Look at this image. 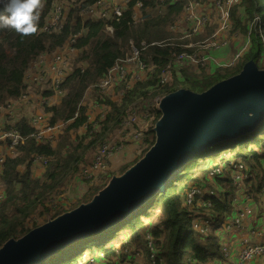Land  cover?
Instances as JSON below:
<instances>
[{
	"label": "trees",
	"instance_id": "obj_1",
	"mask_svg": "<svg viewBox=\"0 0 264 264\" xmlns=\"http://www.w3.org/2000/svg\"><path fill=\"white\" fill-rule=\"evenodd\" d=\"M54 1L44 0L36 34L22 36L14 30L0 28V105L33 92L45 100L41 108L22 107L14 120L5 125V129L17 131L25 141L14 156L6 155L1 165L0 248L8 240L19 239L47 221L88 203L113 176L122 175L143 157L155 141L152 128L134 158L108 172L98 185L72 186L68 195L57 199L116 133L129 105L145 104L178 89L202 93L238 74L248 61L257 64L264 57V0H240L231 6L228 20L231 35L249 38L250 48L240 61L210 73L205 68L175 67L170 83L159 91V76L172 56L200 52L201 45L214 39L215 25L207 23L196 35L188 32L187 25L184 30L174 31L173 26L181 23L184 16L185 0H129L122 17L102 18L96 13L87 17L81 27L82 7L70 0L61 29L46 33L43 27L49 21ZM93 1L88 0L84 5ZM197 1L205 15L215 6V0ZM137 4L141 5L139 9ZM0 12H3L2 5ZM216 15L214 11L210 17ZM256 27L261 30L260 35ZM75 35L78 36L74 51L68 56L61 85L64 96L49 107L47 101L52 98V92L46 84L33 80L31 62L40 54L57 53ZM142 43L145 46L140 60L146 66L144 71L132 67V80L127 71L126 78L118 80L109 93L91 90L85 96L90 86L104 77L106 70L125 57L130 46L140 47ZM134 74H139V80L133 79ZM130 83L131 88L126 89ZM122 91L123 95L119 96ZM97 104L101 108L97 109ZM37 110L44 115V127L56 128L55 142L30 138L34 131L31 118ZM93 111L96 117L84 129L88 113ZM99 111L103 112V118ZM35 157L48 159V163L33 164ZM230 161L248 168L253 177L244 180L246 194L256 200L264 181V122L254 133L219 143L196 156L181 169L164 193L146 203L130 221L74 242L39 264H80L82 257L85 264L90 260L94 264H116L117 255L112 247L122 248L125 244L129 252L124 257L130 258L129 264H210L220 259L219 230L226 214L231 212L239 188L232 182V169L210 182L207 174ZM208 184L214 191L211 196L205 193L191 206L181 205L190 187ZM199 217L212 219L210 233L193 231V220ZM147 235L153 240L155 258H151L152 252L146 247Z\"/></svg>",
	"mask_w": 264,
	"mask_h": 264
},
{
	"label": "built area",
	"instance_id": "obj_2",
	"mask_svg": "<svg viewBox=\"0 0 264 264\" xmlns=\"http://www.w3.org/2000/svg\"><path fill=\"white\" fill-rule=\"evenodd\" d=\"M70 0H55L50 14L48 23L43 27V31L48 33L54 30H59L62 27V18L67 10V6ZM77 4L78 0H72ZM186 5L184 8V16L181 23L188 26V32L196 35L201 32L207 25L210 15L203 14L201 9L202 5L197 0H185ZM240 2V0H215V6L213 9L217 11L218 17L221 21L219 31L227 32L230 29L229 15L230 8L233 4ZM129 3V0H94V7L98 8L102 12L103 18L114 17L120 18ZM140 4L136 5V8H140ZM88 17V13L84 9H80L79 19L81 27L85 19ZM179 24H175L174 30L179 29ZM79 35V34H78ZM71 37L65 45L55 54L49 56L40 54L36 56L31 62L32 74L34 81L44 83L47 87H50L52 92V98L47 101L48 106H53L60 102L64 96V91L61 89V85L64 81L66 69L68 66V56L72 53L73 45L77 36ZM227 42H223L219 45L217 42L211 45H201L200 52H181L174 54L172 59L167 63L159 76L158 90L167 86L171 81L172 69L180 66H188L193 68H205L207 64V57L210 51H220L223 47L227 46ZM145 44L142 43L140 47L130 46V49L125 54V57L117 61L112 68L106 70L105 75L100 80L96 81L87 90H95L100 94H106L112 91L113 85L118 81L126 78L127 70L130 67H136L140 71L146 69L145 64L140 60V54ZM246 48H242L241 52H245ZM230 65L226 66L229 67ZM139 74L134 76V80H139ZM131 88V85H127L126 89ZM86 92V93H87ZM152 93L148 94L149 96ZM123 95V93H121ZM85 98V97H84ZM83 98V99H84ZM162 97H154L148 104L132 103L124 111V115L121 119L116 133L110 140H107L99 149L97 154L92 160V163L84 168L77 176H75L69 183L66 192L59 198H63L71 191L72 184L75 179H79L83 182H90V186L98 185L108 174L109 165L108 161L111 156L121 149V142L128 137L131 131L137 126L143 124L146 127L144 134L137 132L133 138L144 139L146 133L150 128H154L156 121L159 119L160 113L158 110V104ZM140 101V100H138ZM35 104L37 108H41L45 104L44 99H37L35 94H22L13 101L8 102L2 108L0 105V165L5 160V154L14 156L17 152V148L25 141L17 131L11 129H5V125L10 123L16 112L22 109V107ZM96 108H101L100 104L96 105ZM94 115V116H93ZM77 117V114H75ZM96 113H88L87 122L84 129L94 121ZM104 114L100 115L103 118ZM44 115L40 110L31 118V124L34 131L30 135L35 141H53L55 142L56 128L44 127L42 121ZM143 137V138H142ZM150 138V136H149ZM48 159L43 157H35L33 164L46 165ZM232 169V170H231ZM231 170V179L234 185L240 190L239 196H235L232 201V209L230 213H227V217L224 218L220 234V259L210 264H264V181L262 182L261 190L258 194V198L254 200L250 195L246 194L244 190V180L251 179L253 176L247 170V167L241 163L228 162L223 166L214 167L211 169L207 178L209 182L218 176H223L225 172ZM264 180V178H263ZM208 193L211 196L214 191L209 189L207 185L205 187H190L187 191L183 204L185 206H191L203 194ZM3 199L0 194V201ZM259 205L263 207V216L257 217V212L260 211ZM212 228V219L199 217L198 221L193 222L192 229L196 233L206 235ZM146 247L152 252L151 258H155L153 240L151 236H146ZM117 255L116 264H129L130 258L124 257V254L129 252V247L125 244L122 248L119 246H113ZM99 257L102 258L101 254ZM80 264H85L84 257L81 258ZM88 264H94L92 260Z\"/></svg>",
	"mask_w": 264,
	"mask_h": 264
},
{
	"label": "water",
	"instance_id": "obj_3",
	"mask_svg": "<svg viewBox=\"0 0 264 264\" xmlns=\"http://www.w3.org/2000/svg\"><path fill=\"white\" fill-rule=\"evenodd\" d=\"M158 110L155 141L140 160L88 203L5 242L0 264H39L74 242L130 221L196 156L254 133L264 122V69L248 61L238 74L202 93L178 89L165 95Z\"/></svg>",
	"mask_w": 264,
	"mask_h": 264
},
{
	"label": "rangeland",
	"instance_id": "obj_4",
	"mask_svg": "<svg viewBox=\"0 0 264 264\" xmlns=\"http://www.w3.org/2000/svg\"><path fill=\"white\" fill-rule=\"evenodd\" d=\"M87 1L88 0H78V2H76V3H77V5H80V7H82L81 9H84L88 13V17H91L94 14L99 13L101 15V17L103 18L104 16H102L101 10L96 8V7H94L93 2L84 5ZM214 11L215 10L213 8H209L208 9V15L212 14ZM209 23L215 25L216 26V30H215L214 35H213L214 39L211 42H209L207 45H211V44H213L215 42H217L219 45H221L223 42H227L229 44V46H230V50L227 53H223L222 52L224 50L223 49L222 51H220L222 53H219L218 51H210L208 54H206L207 64H206L205 69L207 70V72L210 73L214 69L219 68V67H226L228 65L235 66L240 61L242 56L250 48V42H249L248 35H247V37H242V36H239L238 34L231 35L229 33V30L227 32L219 31V27H220L221 21H220V19H219V17L217 15L214 18L210 17L209 20H208V24ZM183 28H185L184 24L179 26V29H183ZM255 31H257V34L260 35L261 30L258 27H256ZM244 47L246 48V51L245 52H241L242 48H244ZM257 65H258V67L260 69H264V57H261V59L259 60ZM132 75H133L132 72H130L128 74V77L131 80H132ZM35 96H36V98L38 100L39 99H43L37 93H35ZM163 97H165V95H163L162 98ZM149 103L150 102L145 103V104L149 105ZM1 107L3 108L4 106H1ZM36 107L37 106L35 104H31V105L28 106L27 109L28 110H33ZM145 131H146L145 125L141 124V125L137 126L133 131L130 132L128 137L125 138L121 142V144H120L121 149L111 156V158L109 160V170H108V172L113 171L115 169H118L121 165L124 164L125 160L134 158L136 152L139 151L141 148H143L142 145H143L144 141H143V139H135V138H133V136L137 132H141L142 134H144ZM95 155H94V157H95ZM247 170H248V168H247ZM72 186L88 187V186H90V182L87 183V182H83V181H81L79 179H75V181L72 184ZM207 187L212 190V188L210 187V184H208ZM244 190H246V186H244ZM239 194H240V190H237L236 193H235V196L238 197ZM181 205L184 207L183 200L181 201ZM257 213H259V211ZM195 221H198V219L195 218L193 220V222H195Z\"/></svg>",
	"mask_w": 264,
	"mask_h": 264
},
{
	"label": "clouds",
	"instance_id": "obj_5",
	"mask_svg": "<svg viewBox=\"0 0 264 264\" xmlns=\"http://www.w3.org/2000/svg\"><path fill=\"white\" fill-rule=\"evenodd\" d=\"M0 5L3 7L0 28L14 30L22 36L37 33L44 0H0Z\"/></svg>",
	"mask_w": 264,
	"mask_h": 264
},
{
	"label": "crops",
	"instance_id": "obj_6",
	"mask_svg": "<svg viewBox=\"0 0 264 264\" xmlns=\"http://www.w3.org/2000/svg\"><path fill=\"white\" fill-rule=\"evenodd\" d=\"M179 25H182L181 23H178ZM186 28V27H185ZM185 28H183V30L185 29ZM182 29H178V31H181ZM174 31H177V29H175ZM224 49V50H223ZM223 50V51H222ZM230 50V46H229V44L227 45V46H225V47H223L220 51H222L223 53H227L228 51ZM219 51V53H222V52H220ZM128 72H130V71H132V67H130V68H128V70H127ZM136 74H134V76H135ZM134 76H133V79H134ZM129 85H131V83L129 84ZM90 91H88L86 94H85V96L89 93ZM121 93H123V91L122 92H120L119 93V96H122L121 95ZM32 94H35L34 92L32 93ZM90 113V112H89ZM100 115L101 114H103V112H98ZM16 116V115H15ZM94 116V115H93ZM15 118V117H14ZM14 120V119H13ZM12 120V121H13ZM6 155H8V154H5L4 156H6ZM108 165H109V161H108ZM0 171H1V165H0ZM0 194H2V196H3V193L0 191ZM259 207V209H260V211H259V213H257L258 215H257V217L258 218H260L261 216H263V207L261 206V205H259L258 206Z\"/></svg>",
	"mask_w": 264,
	"mask_h": 264
}]
</instances>
